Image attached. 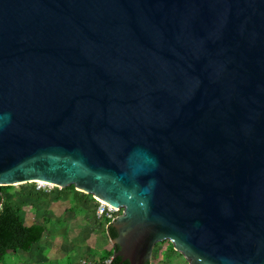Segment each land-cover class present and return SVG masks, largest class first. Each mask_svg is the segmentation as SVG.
Instances as JSON below:
<instances>
[{
	"label": "water",
	"instance_id": "obj_1",
	"mask_svg": "<svg viewBox=\"0 0 264 264\" xmlns=\"http://www.w3.org/2000/svg\"><path fill=\"white\" fill-rule=\"evenodd\" d=\"M35 180L130 264H264V0H0V194Z\"/></svg>",
	"mask_w": 264,
	"mask_h": 264
},
{
	"label": "rangeland",
	"instance_id": "obj_2",
	"mask_svg": "<svg viewBox=\"0 0 264 264\" xmlns=\"http://www.w3.org/2000/svg\"><path fill=\"white\" fill-rule=\"evenodd\" d=\"M35 184L34 182H27L10 185L9 192L15 193L16 197L21 199L20 191L25 193L31 191L32 199H23L20 202L24 211H26L28 219L32 221L37 217L40 218L42 214L49 216L50 225L54 228V236L66 240V244H61L64 245L61 250L65 252V257L58 261H53V264H75L76 259L83 258V256L89 254V247L100 253L103 245L100 239V232L94 227L92 229L88 228V223H93V219L96 218L94 213L95 204L90 202L91 204H88L87 211L84 206L77 207L76 212L84 214L83 218H80L78 214L69 210L73 206L70 192L66 196H58L61 187L55 185L50 191L37 193L33 192ZM39 245V243L35 244L28 252L18 250V255L8 253L0 264H39V255L35 249L37 248L45 256H48L51 250V243L43 244L40 249L38 248L40 247ZM167 245V240L161 241L156 245L152 259L154 264H168L167 262L165 263L161 253V250ZM58 246H60L59 243ZM179 259L183 264H189L184 256Z\"/></svg>",
	"mask_w": 264,
	"mask_h": 264
},
{
	"label": "trees",
	"instance_id": "obj_3",
	"mask_svg": "<svg viewBox=\"0 0 264 264\" xmlns=\"http://www.w3.org/2000/svg\"><path fill=\"white\" fill-rule=\"evenodd\" d=\"M9 186H1L2 193L0 194V263L9 251H29L49 231L47 219H37L32 223L26 221V212L20 202L23 199H32V192L20 191L21 199H19L15 193L9 192ZM33 192L43 193V191H36L35 189H33ZM69 192L72 200L80 204L91 196L77 190L74 185L61 188L58 196H66ZM107 224L110 238H116L118 235L117 229L111 224L110 220H107ZM167 243L168 245L161 250L165 263L183 264L179 259L183 255L175 250L172 242L167 240ZM119 248V245H114L111 250L104 251L98 259L78 264H130L128 260L123 261L121 257H113L114 252ZM145 264H154V262L149 261Z\"/></svg>",
	"mask_w": 264,
	"mask_h": 264
},
{
	"label": "crops",
	"instance_id": "obj_4",
	"mask_svg": "<svg viewBox=\"0 0 264 264\" xmlns=\"http://www.w3.org/2000/svg\"><path fill=\"white\" fill-rule=\"evenodd\" d=\"M90 197L84 203H82V204L77 203V202H74L72 200V198H71V201L73 202V206L69 210L72 211L73 213L78 214L76 212V208L77 207L80 208V207L84 206V207H86V211H87L88 204H91L90 202H92L93 204H95V200H94L93 196L91 195ZM94 209H95V206H94ZM94 213H95V210H94ZM78 215L80 216V218H83V215L84 214H78ZM25 216H26V214H25ZM37 219H40V220L47 219L48 226H49V231L38 242L40 244L39 245L40 247H38V248L40 249L43 244H49V243H51V250L48 253V256H45L37 248L35 249L36 253H38V255H39V259H38L39 264H53V261H58L59 259L65 257V255H66L65 252L61 250L64 245H61V244H66V240L64 238L57 237V236L55 237L54 236V234H53L54 228L51 227V225H50V218H49V216H46V215H43L42 214V216L40 218L37 217L34 220H37ZM34 220L30 221L28 219V217L26 216V221L28 223H32ZM93 220H94L93 223H90V222L88 223V228L92 229L94 227L95 229H97L100 232V239H101L102 244H103L102 245V248L100 249L101 252L98 253L92 247H89V250H88L89 254L86 255V256H83V258L76 259L75 264L84 263L86 261H93L95 259H98L100 257V255L104 251L111 250L114 247V244L112 242V239L110 238V235H109L107 221L106 220H103V219H99L97 217L94 218ZM61 240H62V242H61ZM58 243L60 244V246H58ZM18 252L19 251H17V252L9 251L8 253L9 254H12V255H18L19 254ZM25 252H28V251H25ZM108 262H109V260H108Z\"/></svg>",
	"mask_w": 264,
	"mask_h": 264
},
{
	"label": "built area",
	"instance_id": "obj_5",
	"mask_svg": "<svg viewBox=\"0 0 264 264\" xmlns=\"http://www.w3.org/2000/svg\"><path fill=\"white\" fill-rule=\"evenodd\" d=\"M35 184V190L37 191H50L53 186L56 184L42 181V180H35L33 181ZM57 186V185H56ZM95 215L99 219H104V220H110L112 221L115 219L117 216H119L123 209L117 206H114L103 199L100 198H95Z\"/></svg>",
	"mask_w": 264,
	"mask_h": 264
}]
</instances>
